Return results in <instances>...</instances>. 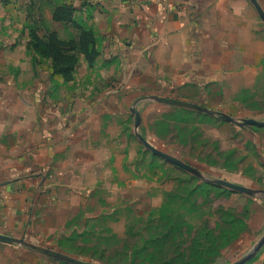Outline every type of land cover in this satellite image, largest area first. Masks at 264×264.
I'll list each match as a JSON object with an SVG mask.
<instances>
[{
    "label": "rangeland",
    "instance_id": "374dc122",
    "mask_svg": "<svg viewBox=\"0 0 264 264\" xmlns=\"http://www.w3.org/2000/svg\"><path fill=\"white\" fill-rule=\"evenodd\" d=\"M257 19L264 30L259 13ZM59 23L57 43L73 46L80 33ZM52 33L46 27L41 36L50 40ZM169 80L151 86L129 79L122 86L128 90L74 95L73 105L97 104L99 145L106 147L102 166L34 171L40 186L15 216L0 219V234L91 264H235L244 258L242 264H262L264 126H240L221 115L264 122V59L223 63L217 73L188 84ZM83 84L99 93L103 80ZM152 97L194 103L220 115ZM133 108L141 117L138 128ZM137 132L204 178L155 155ZM217 179L258 193L211 182ZM0 244L13 250L11 264H68L22 245Z\"/></svg>",
    "mask_w": 264,
    "mask_h": 264
},
{
    "label": "crops",
    "instance_id": "0c3cea01",
    "mask_svg": "<svg viewBox=\"0 0 264 264\" xmlns=\"http://www.w3.org/2000/svg\"><path fill=\"white\" fill-rule=\"evenodd\" d=\"M257 1L264 9V0ZM27 2L0 0V219L15 216L40 186L34 171L102 166L97 104L73 105L74 95L128 90L122 86L129 79L188 84L223 63L264 59V30L251 0ZM62 4L93 31L99 52L93 64L82 54L69 77L54 71L53 59L39 54L31 37L32 28L40 36L46 27L61 30L54 16ZM97 77L109 83L99 93L83 84ZM11 251L0 244V264H11Z\"/></svg>",
    "mask_w": 264,
    "mask_h": 264
},
{
    "label": "water",
    "instance_id": "95a60500",
    "mask_svg": "<svg viewBox=\"0 0 264 264\" xmlns=\"http://www.w3.org/2000/svg\"><path fill=\"white\" fill-rule=\"evenodd\" d=\"M252 4L255 6L257 12L259 13L260 17L262 18V20L264 21V10L261 7V5L259 4V2L257 0H251ZM151 99L158 101L159 103L162 104H166V105H171V106H177L180 108H186V109H192V110H197L199 112H204V113H210L212 115H220L219 112H211L210 110H208L207 108H204L200 105L194 104V103H189V102H185V101H181V100H177V99H171V98H167V97H152ZM133 113L136 116L137 122H136V127L138 128L141 124V117L139 112L136 110V108H133ZM224 119L230 121V122H236L238 125L243 126V125H255V126H264V122H258L256 120H245L244 122H238L236 121L234 118H232L231 116H227V115H221ZM137 137L139 138V140L145 145V147H147V149H149L151 152H153L155 155H158L164 159H166L167 161L175 164L176 166L184 169L185 171L194 174L195 176L199 177V178H204L203 174L197 170L196 168L192 167L191 165L179 160L178 158L169 155L163 151L158 150L157 148H155L152 144H150L140 133L137 132ZM212 183L216 184V185H220L223 187H226L228 189L243 193V194H247L250 196L256 195L258 193V191L253 190V189H249L247 187L229 182L227 180H222V179H217L214 181H211ZM0 242L2 243H6V244H18V245H22L24 247L27 248H31L34 249L37 252H40L44 255H47L51 258L66 262L68 264H91V263H86L77 259H74L72 257H69L67 255H64L62 253L50 250V249H46V248H42V247H38L35 245L30 244L29 242H27L25 239H19V238H14V237H10V236H6V235H2L0 234ZM247 258L242 259L240 262H237L235 264H242L243 262L246 261Z\"/></svg>",
    "mask_w": 264,
    "mask_h": 264
},
{
    "label": "trees",
    "instance_id": "16d2710c",
    "mask_svg": "<svg viewBox=\"0 0 264 264\" xmlns=\"http://www.w3.org/2000/svg\"><path fill=\"white\" fill-rule=\"evenodd\" d=\"M74 11L69 6H60L57 7L54 16L55 21L69 24L80 33L79 40L73 46H68L65 43L59 45L56 33L50 34V40H46L39 35L35 28L31 30V37L37 52L42 56L52 58L54 71L67 77L75 70L79 54H84L91 63L95 61L99 54L93 31L86 29L75 20Z\"/></svg>",
    "mask_w": 264,
    "mask_h": 264
}]
</instances>
